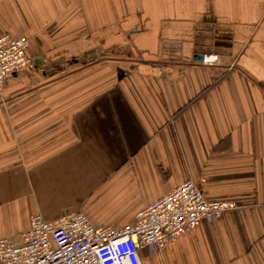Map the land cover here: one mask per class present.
Instances as JSON below:
<instances>
[{"label": "crops", "instance_id": "obj_1", "mask_svg": "<svg viewBox=\"0 0 264 264\" xmlns=\"http://www.w3.org/2000/svg\"><path fill=\"white\" fill-rule=\"evenodd\" d=\"M5 33L38 65L0 99V237L122 227L193 179L240 208L143 264H264V0H0Z\"/></svg>", "mask_w": 264, "mask_h": 264}, {"label": "built area", "instance_id": "obj_2", "mask_svg": "<svg viewBox=\"0 0 264 264\" xmlns=\"http://www.w3.org/2000/svg\"><path fill=\"white\" fill-rule=\"evenodd\" d=\"M29 46L27 36L0 35V99L9 78L36 69ZM221 59L206 53L200 63L216 66ZM238 208L233 200L207 199L201 185L187 179L122 227L95 225L84 212H66L54 220L34 213L19 238L0 237V264H143L144 248L172 245L202 221Z\"/></svg>", "mask_w": 264, "mask_h": 264}, {"label": "rangeland", "instance_id": "obj_3", "mask_svg": "<svg viewBox=\"0 0 264 264\" xmlns=\"http://www.w3.org/2000/svg\"><path fill=\"white\" fill-rule=\"evenodd\" d=\"M234 67L233 66H230L229 69L232 70ZM5 87V86H4ZM4 91V90H3ZM4 97V95H2ZM3 100V98H2Z\"/></svg>", "mask_w": 264, "mask_h": 264}, {"label": "water", "instance_id": "obj_4", "mask_svg": "<svg viewBox=\"0 0 264 264\" xmlns=\"http://www.w3.org/2000/svg\"><path fill=\"white\" fill-rule=\"evenodd\" d=\"M199 58H200V60H202V55Z\"/></svg>", "mask_w": 264, "mask_h": 264}]
</instances>
